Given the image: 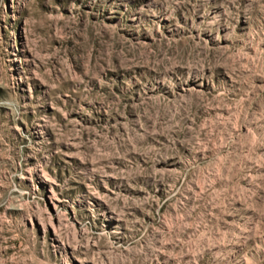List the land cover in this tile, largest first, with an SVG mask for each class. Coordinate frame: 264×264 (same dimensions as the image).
Returning a JSON list of instances; mask_svg holds the SVG:
<instances>
[{"label":"rangeland","instance_id":"1","mask_svg":"<svg viewBox=\"0 0 264 264\" xmlns=\"http://www.w3.org/2000/svg\"><path fill=\"white\" fill-rule=\"evenodd\" d=\"M0 264H264V0H0Z\"/></svg>","mask_w":264,"mask_h":264}]
</instances>
